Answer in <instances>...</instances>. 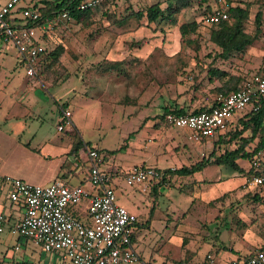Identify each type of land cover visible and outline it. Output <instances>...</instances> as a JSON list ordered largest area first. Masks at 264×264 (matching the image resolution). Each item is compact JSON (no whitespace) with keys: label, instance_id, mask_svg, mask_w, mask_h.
<instances>
[{"label":"rangeland","instance_id":"rangeland-1","mask_svg":"<svg viewBox=\"0 0 264 264\" xmlns=\"http://www.w3.org/2000/svg\"><path fill=\"white\" fill-rule=\"evenodd\" d=\"M6 1L0 0V7ZM151 1H142L138 8ZM126 3L98 9L81 20L60 22L46 44L49 49L56 45L62 49L37 77L27 76L24 65L16 64L14 50L0 52V131L11 121L10 115L22 112L29 130L54 133L59 103L69 97L73 119L84 139L100 146V167L109 172L142 162L158 168L180 167L210 157L214 144V155L235 148L239 139L229 133L222 142L215 143V136L190 141L188 132L170 125L162 113L164 107L189 112L208 107L226 79L230 84L244 81L264 68V0H196L188 7L191 18L198 20L216 7L240 4L246 9L245 30L251 34L255 13L262 11L258 37L243 52L226 58L219 56V48L209 39L210 25L199 22L187 43L180 39L178 23H145L137 15L129 21L135 11L129 12ZM215 67L225 74L209 72ZM20 84L28 89L23 98ZM234 127L240 129L241 124ZM257 141L245 149H252ZM238 161L241 172L209 163L215 165L186 177L171 176L157 195H145L113 173L116 202L138 218L134 246L144 259L153 264H201L209 252L212 264H223V249L232 242L264 243V185L246 183L248 159ZM215 178L210 188L216 194L207 198L203 182ZM70 208L81 218L86 216L84 203ZM50 255L55 264H67L51 253L45 260Z\"/></svg>","mask_w":264,"mask_h":264},{"label":"built area","instance_id":"built-area-1","mask_svg":"<svg viewBox=\"0 0 264 264\" xmlns=\"http://www.w3.org/2000/svg\"><path fill=\"white\" fill-rule=\"evenodd\" d=\"M120 1L80 0L76 8L92 10ZM19 2L7 0L0 7V46L14 50L26 75L35 76L36 64L46 47L41 37L50 36L60 22L71 19V13L70 9L63 8L42 17L33 4L21 5ZM227 17L226 9L216 7L203 16L202 22L211 25ZM261 99H264V68L244 81L239 89L216 93L208 109L186 114L169 111L164 119L176 128L185 129L190 141L199 142L224 132L235 114L250 108L257 110ZM72 127L71 110L66 107L57 129ZM85 153L89 167L86 184L70 185L61 179L35 184L0 173V181L9 186V199L24 206L23 215L14 224V232L67 264H153L134 247L136 215L116 202L113 173L121 174L128 185L146 192L147 183L153 178H161V171L153 165L134 164L121 171L109 172L100 167L96 148L86 147ZM248 164L246 183L264 185V147L249 156ZM82 203L86 205L85 218L76 216L70 208ZM5 220V215L0 213V231ZM205 262L213 263L211 254H206ZM228 264H264V243L251 254L233 259Z\"/></svg>","mask_w":264,"mask_h":264},{"label":"crops","instance_id":"crops-1","mask_svg":"<svg viewBox=\"0 0 264 264\" xmlns=\"http://www.w3.org/2000/svg\"><path fill=\"white\" fill-rule=\"evenodd\" d=\"M126 1L127 3L125 5L127 6V8L128 6H131V8H129V12H136L137 10H139V4L142 1L145 2V0H142L141 2H139V0H122L115 4L107 3L100 8H97L95 11H98V9H111V7L114 8L122 4V2ZM155 1H162L161 7H164L166 5V0H152L149 4ZM181 10L175 14L178 24L184 21L192 20V14L191 12L189 13L188 7L182 8ZM134 15L130 16L131 18H129V21L133 20L135 17L137 18L135 13ZM196 18L197 17H195V19ZM140 20L145 23L147 22L145 15H143ZM163 24L170 23L166 22ZM49 37H51V35L41 37L42 44L45 43L44 45L46 47V43L48 42ZM143 48H145V52L149 51V45L144 46ZM8 51L10 50L2 49V52ZM15 57L17 64V61L19 60L17 54L15 55ZM218 83L219 81H216V84ZM19 94L22 98L28 95V89L26 88L25 84L20 86ZM70 100L71 98L66 97L65 99L60 101L59 104L65 101L68 102V104L65 106L71 110V118L73 120V127L71 129H64L61 131L57 129V124L61 119V107L59 108L58 114L55 118L54 125L56 130L54 131V133H44L43 131L38 132L37 130H29L30 126L25 120V113L21 112L17 115L9 116V118L12 117L11 121L8 123L7 127L1 129L0 131V173L20 177L26 181L35 184H48L54 179H61L70 185L86 184V165H88L86 153L83 148H79L76 153H72L71 149L77 139H80L82 142L91 141L89 139H84L82 131L78 127V122L73 119V110L70 107ZM54 101L58 102L56 99ZM20 104L23 105L24 102L20 101ZM3 119L5 120V118ZM60 133H62L63 137H60ZM92 144L100 148L97 143ZM100 161V165H102L103 161L101 158ZM132 165L134 164L127 165L123 168L121 166H118L117 171L127 169ZM111 169V171H113V166H111ZM172 178H177V176L174 175L172 176ZM203 179L205 180L206 178ZM209 181L212 182H203V195H206L207 198L211 195L216 194L215 191L211 190L210 187L215 181H217V178ZM207 187L209 188V192H206ZM224 191L226 190H223L221 192ZM8 192L9 186L0 181V213H3L6 217L4 228L2 231H0V264H46L50 262L52 259L51 255L48 256V261L45 260L47 253L42 251L40 246L28 239L19 238L16 232H14V224L23 215L24 206L21 202L11 201L9 199ZM71 211L73 214L80 217L72 209ZM260 240V242L263 241L262 239ZM134 241L135 236L133 238V244ZM260 245L262 244H257L253 242L245 243L242 240L232 242L230 245H227V247L224 248L226 250L223 249L224 258L222 263L228 264L233 259L245 257L251 254ZM208 253L209 252H206L202 256L201 264H206L205 259L206 254Z\"/></svg>","mask_w":264,"mask_h":264},{"label":"trees","instance_id":"trees-1","mask_svg":"<svg viewBox=\"0 0 264 264\" xmlns=\"http://www.w3.org/2000/svg\"><path fill=\"white\" fill-rule=\"evenodd\" d=\"M80 0H39L33 4L40 12L42 17L50 16L55 11L62 10L63 8L70 9L71 20L77 21L81 20L84 17H87L92 10H78L76 8V4ZM196 0H166V5L161 7L162 1H155L146 7H143L135 12L137 16L142 17L146 16L148 22H155L156 24H160L162 22H167L170 24H177V19L175 14L179 12L182 8L190 7ZM229 2V0H228ZM228 7L226 9L228 13V17L226 19L220 20L217 23L211 24L209 39L219 48V56L226 58L228 55L233 52H243L249 45L253 43V41L258 37L261 31L262 25V11L258 10L254 16V24L255 31L253 34L247 32L245 30V21H246V9L240 4L231 5L228 3ZM209 13V12H208ZM207 13L203 14L206 15ZM203 16L200 19H192L189 21H184L178 24V31L180 33L181 41H185L187 43H191L193 39H190V34L195 33L198 27L199 22H202ZM70 20V19H69ZM203 23V22H202ZM62 47L61 45H56L52 49L45 47L43 52L40 54V58L36 64V77L40 75L45 68L50 65L53 58H56ZM0 52H2V48L0 46ZM17 64L23 65L22 61L18 60ZM263 68L255 71L254 73L261 72ZM212 74L224 75L223 70H219L216 67L209 70ZM253 73V74H254ZM252 74V75H253ZM251 75V76H252ZM250 76V77H251ZM249 77V78H250ZM248 78V79H249ZM229 79H226L223 84L218 88L219 91L228 93L234 90L239 89L244 81H235L230 84ZM61 112L65 105H61ZM208 107H199L194 109L193 111H186L182 107L175 108H163L162 116L169 111H173L175 113H198L202 110H206ZM236 124H241L240 129H236L234 127ZM234 127L233 131L232 128ZM249 130V135L242 136L243 131ZM230 134L232 139L238 138V145L233 149H225L223 152L215 154V144L210 153V157L201 158L200 160L191 163V164H183L180 167H168V168H158L162 173L161 178H153L147 183V191L142 192L145 195H150L153 193L157 195V189L160 188L163 184L168 181L171 176H189L193 175L195 172L200 171L206 164L215 163L217 165H224L231 170H236L241 172L242 167L238 163V159H248L249 156L258 148L264 147V99L260 100V107L257 110L247 109L245 112L235 114L232 119L227 123V127L224 132L216 133L214 136L216 137L217 142L224 141L227 134ZM255 138H258L257 143L253 146L252 149L247 150L245 146L253 141ZM205 139V138H203ZM86 147H94L97 149L98 153H100L101 148L96 145L91 144L90 142H82L80 139L72 146L71 152L76 153L79 148H83L85 151ZM114 150H112L113 152ZM213 157V159H212ZM145 164V163H141ZM87 174H88V165H86ZM135 226L139 224L138 218L136 217Z\"/></svg>","mask_w":264,"mask_h":264}]
</instances>
